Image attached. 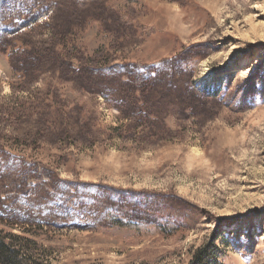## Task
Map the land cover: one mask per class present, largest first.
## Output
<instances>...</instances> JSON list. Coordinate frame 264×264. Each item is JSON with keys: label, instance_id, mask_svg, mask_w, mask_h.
I'll use <instances>...</instances> for the list:
<instances>
[{"label": "rangeland", "instance_id": "rangeland-1", "mask_svg": "<svg viewBox=\"0 0 264 264\" xmlns=\"http://www.w3.org/2000/svg\"><path fill=\"white\" fill-rule=\"evenodd\" d=\"M8 224L50 264H264V0H0Z\"/></svg>", "mask_w": 264, "mask_h": 264}, {"label": "trees", "instance_id": "trees-1", "mask_svg": "<svg viewBox=\"0 0 264 264\" xmlns=\"http://www.w3.org/2000/svg\"><path fill=\"white\" fill-rule=\"evenodd\" d=\"M8 227L11 231L0 229V264H50L44 256V247L35 239L26 236L28 231L21 228L20 234H17L15 230L18 226L8 224ZM176 230L171 224H163L159 228L165 235ZM33 233L29 234L34 236ZM217 239L213 236L193 250L186 264H225V252L217 243Z\"/></svg>", "mask_w": 264, "mask_h": 264}]
</instances>
